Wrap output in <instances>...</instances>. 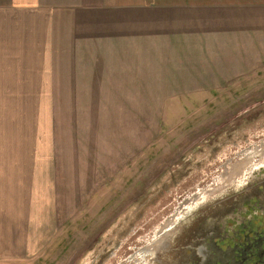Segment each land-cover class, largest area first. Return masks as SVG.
<instances>
[{
	"label": "rangeland",
	"instance_id": "obj_1",
	"mask_svg": "<svg viewBox=\"0 0 264 264\" xmlns=\"http://www.w3.org/2000/svg\"><path fill=\"white\" fill-rule=\"evenodd\" d=\"M224 3L140 11V58L133 67L129 61L138 80L124 82L132 90L101 84L127 61H79L78 68L66 61L57 91L56 199L46 205L43 250L25 264L120 263L152 247L153 230L171 226L167 251L191 259L192 229L198 238L206 221L223 232L245 199L199 210L192 193L208 191L198 203L220 195L214 188L226 185L229 170L253 185L250 195L264 194V2Z\"/></svg>",
	"mask_w": 264,
	"mask_h": 264
},
{
	"label": "crops",
	"instance_id": "obj_2",
	"mask_svg": "<svg viewBox=\"0 0 264 264\" xmlns=\"http://www.w3.org/2000/svg\"><path fill=\"white\" fill-rule=\"evenodd\" d=\"M253 1L264 2L0 0V264H25L44 247L46 205H54L58 184L57 91L66 61L73 68L84 66L79 61H127V70L101 84L132 90L124 82L138 80L129 61L133 67L140 58V11Z\"/></svg>",
	"mask_w": 264,
	"mask_h": 264
},
{
	"label": "flooded vegetation",
	"instance_id": "obj_3",
	"mask_svg": "<svg viewBox=\"0 0 264 264\" xmlns=\"http://www.w3.org/2000/svg\"><path fill=\"white\" fill-rule=\"evenodd\" d=\"M252 145H254V142L251 141L250 147ZM237 161L241 162V159ZM248 163L249 168L251 165H254L252 160ZM251 169L255 168L251 167ZM222 173L226 185L222 182L218 187L214 188L216 192H221L220 195L207 198L204 201L201 200L200 203H198V197H202V194L208 193L206 189L203 190L198 188L200 190L196 193H192V200H190L196 204V208L199 210L202 208V204L207 203L210 204V207L213 209L217 206L215 200L233 201L235 198H239L238 195L242 194V198L245 197V199L239 198L241 200L240 205L242 204L239 213H233L226 219L228 220L230 218V221H228L230 228L221 227L223 232L220 233L217 224H215L214 227L208 226L210 224L204 221L200 224L202 229L196 231V234L199 235L198 238L195 237L193 228V235L191 232L190 241H193L195 238L197 246L195 244V247L192 249L193 254L191 259H187L183 255L179 259L176 255V251H167V239L172 234L176 233L174 226L170 228L166 227L167 229L163 231H160L161 229L153 230V234L150 236L149 241L151 242L153 240L152 247H147L149 244L143 248L138 247L124 261L120 263L114 262L112 264H128L131 260H134V262L130 264H174V262L176 264H264V194L250 195L254 188L252 184L237 180L236 174H232L229 170H224ZM198 179L199 177L197 181L195 179L193 180L199 182ZM198 185H201V183ZM198 185H192L190 188H196ZM235 187L240 189L238 193L235 192ZM259 190L264 193L263 187H260ZM186 200H189V198ZM194 211L196 210L192 209V212ZM204 213L205 211L200 212V215L202 216ZM183 214V219L186 220L187 215L185 212ZM194 220L197 222L199 219L194 217ZM162 224L164 225L165 223ZM142 249H144L145 252L142 251ZM138 252H142V254H154V256L152 255L150 258L138 262L136 258ZM165 256L169 259H166ZM183 257H185V259H183ZM188 260L191 261L188 262Z\"/></svg>",
	"mask_w": 264,
	"mask_h": 264
}]
</instances>
